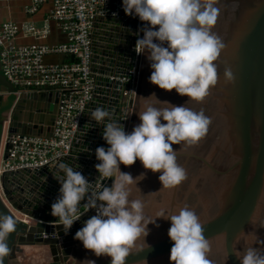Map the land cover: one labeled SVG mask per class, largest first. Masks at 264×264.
Returning a JSON list of instances; mask_svg holds the SVG:
<instances>
[{"label": "water", "instance_id": "obj_1", "mask_svg": "<svg viewBox=\"0 0 264 264\" xmlns=\"http://www.w3.org/2000/svg\"><path fill=\"white\" fill-rule=\"evenodd\" d=\"M216 6L220 12L212 30L225 44L216 62L217 84L202 101L187 102L188 97L179 95L175 89L163 90L149 82V61L146 54H141L127 131L140 123L136 114L143 106L140 96L155 93L161 101L177 106L187 102L185 107L203 110L211 119L206 136L193 146H172L178 150L177 162L186 170V180L175 187H162L160 173L146 170L138 159L131 166L121 164L120 170L133 178L146 173L143 180L138 178L131 186V198L144 201L146 216L155 219L161 208L166 214L178 212L184 206L192 208L209 240L208 258L212 264H241L235 253L252 246L257 238L264 241V0H217ZM138 25L139 17L126 13L118 18L97 17L94 22L93 97L83 112L72 150L62 161L76 166L96 186L101 177L95 168L99 163L95 149L109 145L103 139V125L90 120L89 110L98 106L107 108L120 122L121 106L126 102L124 92L130 90ZM226 67L234 73L230 83L225 81ZM59 107V93L51 88L28 90L18 96L4 76L0 59V142L7 122L11 134L51 137L45 132L53 130ZM86 125L91 127L86 129ZM56 167L4 175L3 187L12 206L40 223L28 226L21 222L0 198V212L17 221L16 231L9 235L11 250L2 258L3 264H22L17 255L20 245L49 246L53 264H88L87 260L111 264L110 257H97L74 239L84 222L96 214L94 209L77 219L67 234L59 219L51 215V205L61 187L53 177ZM42 177H47L46 182ZM170 226L171 221L163 218L149 224L146 241L142 236L136 242L126 264H172L169 257L174 242L168 236Z\"/></svg>", "mask_w": 264, "mask_h": 264}, {"label": "clouds", "instance_id": "obj_2", "mask_svg": "<svg viewBox=\"0 0 264 264\" xmlns=\"http://www.w3.org/2000/svg\"><path fill=\"white\" fill-rule=\"evenodd\" d=\"M217 0H122V8L129 16H138L146 22L140 28L143 33L135 44V52L146 54L151 75L149 82L160 89L175 91L188 100L202 101L211 87L218 82L217 60L225 44L212 29L217 23L220 9ZM158 26V27H157ZM226 82L234 80L230 67L224 70ZM138 113L140 123L126 132L112 113L104 107L90 109V120L103 125V139L109 147L95 149V165L99 177H113L110 186L96 190L76 166L60 161L53 170V177L61 187L51 205V215L57 217L65 234L79 219L81 202L94 209L96 214L84 222L74 239L95 256L111 258V264H126L136 242L149 235V224L158 218L171 221L168 236L174 242L170 250L172 264H212L208 258L209 240L196 212L180 207L178 212L166 214L161 208L155 219L146 216L144 201L131 198V186L138 178L122 172L120 165H133L137 159L146 170L159 172L162 187H175L187 178L186 170L177 162L173 145H196L208 132L211 123L203 110L195 111L161 101L155 93L144 97ZM160 104L162 106H156ZM162 121H166L163 123ZM91 127L86 125L85 128ZM98 177V178H99ZM47 180V177H42ZM17 221L0 212V264L10 252L8 239L16 231ZM157 227L159 225H156ZM259 244L260 247H253ZM236 256L241 264H264V241L257 240ZM149 247V246H148ZM242 252V254H241ZM95 264L94 260H87Z\"/></svg>", "mask_w": 264, "mask_h": 264}, {"label": "built area", "instance_id": "obj_3", "mask_svg": "<svg viewBox=\"0 0 264 264\" xmlns=\"http://www.w3.org/2000/svg\"><path fill=\"white\" fill-rule=\"evenodd\" d=\"M31 3L29 14H35L46 2L53 3V10L46 27L38 29L33 24L19 26L13 22H0V59L4 76L21 90L51 88L60 94L59 117L54 126L52 139L25 135L13 136L10 140L14 162L5 165L9 171L15 168H41L57 163L68 155L83 112L91 102L95 88L92 65V31L97 17L118 18L124 14L122 0H21ZM53 22L67 36L60 45L18 46L19 36L45 38ZM139 19L138 37L143 33ZM74 57L72 63L47 65V56ZM141 54L135 52L130 72V90L124 92L120 117L130 120L139 74ZM19 95L21 93H18ZM125 128V127H124ZM127 132V128H125ZM8 142V135L5 139ZM105 179V178H104ZM110 179V177H107ZM99 186V190L106 184Z\"/></svg>", "mask_w": 264, "mask_h": 264}, {"label": "crops", "instance_id": "obj_4", "mask_svg": "<svg viewBox=\"0 0 264 264\" xmlns=\"http://www.w3.org/2000/svg\"><path fill=\"white\" fill-rule=\"evenodd\" d=\"M30 2L21 0H0V22H13L19 26L33 24L38 29L46 27L53 10V3L46 2L39 10L30 15ZM67 42V36L53 22H49V33L45 38H37L31 36H19L16 40L18 46L31 45H48L55 46ZM72 57L68 56H47L45 63L47 65H62L72 63ZM57 92V91H56ZM60 96V94H59ZM21 262L23 264H49L52 255L47 247L28 246L20 250Z\"/></svg>", "mask_w": 264, "mask_h": 264}, {"label": "bare ground", "instance_id": "obj_5", "mask_svg": "<svg viewBox=\"0 0 264 264\" xmlns=\"http://www.w3.org/2000/svg\"><path fill=\"white\" fill-rule=\"evenodd\" d=\"M15 88H16V93H17L18 96H21L24 92H26V90H21V89H18L17 87H15ZM18 93H21V94L19 95ZM58 117H59V112H58V116H57V118L55 120V123L52 126L53 130L52 131L48 130V131L45 132V133H47L49 135L52 134L51 137H38V136H33V135H28V134H18V133L11 134L9 132V130H10V122H7L5 124V127H4L2 140L0 142V198L3 201V203L5 204V206L11 211V213L13 215H15L21 222L27 224L28 226L36 225L37 223H40V221L35 219L34 217H31V216H29L27 214L22 213V211H19V210H17L16 208H14L12 206L11 202L8 200V198H7L6 194H5V190H4V187H3V177H4V175L8 174V173H14V172L22 171V170L36 171V170L41 169V168H45V167L53 168L54 166H56L63 158L67 157L70 154V152L72 150V145H73V142L75 140L76 134H77V132L79 130L80 124H79V126L77 128V131L75 133V136L73 138V141H72V144H71V149H70V152L68 153V155H66L65 157L60 159L57 163H55L53 165H50V166H45V167H41V168H20V169H18L19 167H17V168H15V170L9 171V168L6 170L5 169V165L7 163H9V162H14V158H12V149L13 148H12V146L10 144V140L12 139L13 136H18V135H25V136H31V137L52 139L54 137V134L56 133L54 131V126L56 124V121L58 120ZM130 121H131V118H130L129 121L128 120L125 121V120H123L120 117V125L125 127V128H127V131H128L129 125H130ZM7 135H8V142L5 140ZM117 174L118 173H115L113 177H110V179H107L105 177H101L99 179L98 183H97L96 190L99 189V186L102 184V182L104 180H106V182H107L106 186H110L111 183L113 182L112 180L115 178V176ZM84 205H85V202L82 205V208L80 210H78L79 217H81L83 214L87 213L90 210L89 208L85 207ZM43 224H45V223H43ZM28 246L29 245H20V246H18L17 255H18V259L19 260L21 259L20 250L25 248V247H28ZM45 247H47L49 249L50 253H51V248L49 246H45ZM52 260H51V262L49 264H53ZM20 262H21V260H20Z\"/></svg>", "mask_w": 264, "mask_h": 264}, {"label": "rangeland", "instance_id": "obj_6", "mask_svg": "<svg viewBox=\"0 0 264 264\" xmlns=\"http://www.w3.org/2000/svg\"><path fill=\"white\" fill-rule=\"evenodd\" d=\"M112 181H113V180H112ZM104 186H106V184H105ZM104 186H103V187H104Z\"/></svg>", "mask_w": 264, "mask_h": 264}]
</instances>
